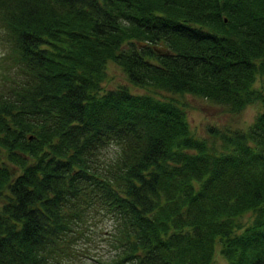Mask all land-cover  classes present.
<instances>
[{"label": "trees", "instance_id": "1", "mask_svg": "<svg viewBox=\"0 0 264 264\" xmlns=\"http://www.w3.org/2000/svg\"><path fill=\"white\" fill-rule=\"evenodd\" d=\"M0 40V264H264V0H0ZM176 94L262 109L217 150Z\"/></svg>", "mask_w": 264, "mask_h": 264}, {"label": "rangeland", "instance_id": "2", "mask_svg": "<svg viewBox=\"0 0 264 264\" xmlns=\"http://www.w3.org/2000/svg\"><path fill=\"white\" fill-rule=\"evenodd\" d=\"M3 48L4 46L0 40V51ZM106 69L107 79L103 82L105 89L124 83L129 85L134 91L141 92L145 90L143 87L134 85L117 62L110 60ZM2 79L3 82L4 77ZM175 97L184 100L186 103L188 119L194 133L206 138L212 148L217 150L222 148L218 132L227 129L247 127L254 120L256 114L262 109V102L259 100L248 103L239 110H231L223 104L211 102L195 94H186L184 96L176 94ZM1 202L2 198H0V203ZM250 216V214H245L241 219L247 222ZM110 224L107 218L99 222V226L105 227L106 229L111 227ZM84 245V247L87 248L74 259V264H99V262H97L99 256L108 257L114 253V248L111 243L99 235H96L93 240L85 242ZM212 264H227V260L219 251V248L216 251Z\"/></svg>", "mask_w": 264, "mask_h": 264}]
</instances>
